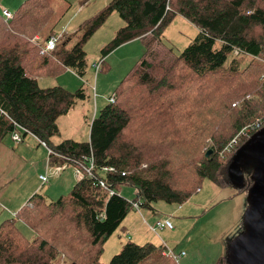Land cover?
Here are the masks:
<instances>
[{"label": "trees", "instance_id": "obj_1", "mask_svg": "<svg viewBox=\"0 0 264 264\" xmlns=\"http://www.w3.org/2000/svg\"><path fill=\"white\" fill-rule=\"evenodd\" d=\"M69 6L24 0L11 19L0 14V143L14 133L34 135L50 150L51 166L80 174L67 194L47 200L34 193L0 221V264H101L105 243L133 209L121 186L134 188V201L151 210L157 201L182 204L203 180L232 186L229 163L247 140L239 134L264 116V0H110L74 45L63 34L45 53ZM112 13L125 24L102 53L150 34L144 57L92 119L87 142L58 141L57 120L85 100L84 88H40L38 81L65 70L83 78V45ZM177 15L196 37L181 52L169 48L167 63L148 57ZM244 184L232 186L233 197L246 194V177ZM177 257L162 245L127 242L108 264H179ZM217 264H228L226 255Z\"/></svg>", "mask_w": 264, "mask_h": 264}, {"label": "rangeland", "instance_id": "obj_2", "mask_svg": "<svg viewBox=\"0 0 264 264\" xmlns=\"http://www.w3.org/2000/svg\"><path fill=\"white\" fill-rule=\"evenodd\" d=\"M65 1L70 6L57 25L55 37H61L64 32L69 33L72 38L70 44L74 45L83 33L81 28L83 24L94 17L110 0ZM9 9L15 11L11 7ZM124 24L116 13H112L84 43L87 72L83 78L65 70L55 77L39 80L40 88L62 86L71 92L82 85L84 88L85 100L77 101L66 115L57 120L60 132L58 141L70 139L87 142L92 119L107 105L120 81L144 57L145 42L150 40V34L131 47H123L130 43L128 42L107 55L102 53V49L112 41ZM197 33L198 30L192 24L177 15L165 29L161 41L150 44L156 53H150L148 57L167 63L173 57L169 48H172L174 53L181 52L192 42ZM98 63L100 67L96 70L94 65ZM8 138L6 137L5 140ZM23 139L24 142L13 143L11 147L18 150L16 148L20 146L18 152L23 151L24 154L21 156L26 158H30L31 153L32 161L28 160L24 168L20 169L12 185L5 189L2 199L8 203L11 202L14 194H17L26 197L27 200L29 196L37 193L44 195L47 200H56L60 195L67 194L75 181H78L73 174L74 172L79 175L78 168L70 166L62 171L49 169L48 151L45 150V154L40 155L41 151L37 149L41 146L38 147L36 140L37 144L33 142L32 136L27 135ZM25 147L28 148L24 150ZM40 175H45L47 182L42 181L41 184L38 180ZM118 193L132 204L133 209L105 243L99 259L101 264H108L127 242L141 245L154 242L156 245H165L167 251H171L176 256L184 252L178 258L179 264H217L220 258L226 255L231 240L242 231L241 217L247 207L246 194L233 197L232 186L218 188L208 180H203L199 190L182 204L157 201L152 204V210L142 208L139 202L134 201L136 190L132 187L123 185ZM163 220H169L173 229H163L158 232L149 229L156 221ZM19 228L27 238H33L34 233L30 228L23 224H20Z\"/></svg>", "mask_w": 264, "mask_h": 264}, {"label": "water", "instance_id": "obj_3", "mask_svg": "<svg viewBox=\"0 0 264 264\" xmlns=\"http://www.w3.org/2000/svg\"><path fill=\"white\" fill-rule=\"evenodd\" d=\"M211 153L208 150L205 156ZM228 170L233 187L242 188L245 177L251 185L246 191L242 231L227 247V263L264 264V126L235 151Z\"/></svg>", "mask_w": 264, "mask_h": 264}, {"label": "crops", "instance_id": "obj_4", "mask_svg": "<svg viewBox=\"0 0 264 264\" xmlns=\"http://www.w3.org/2000/svg\"><path fill=\"white\" fill-rule=\"evenodd\" d=\"M22 2H23L22 0H0V10H1V8L9 9V7H11L13 10H15L18 7V5L20 3H22ZM12 6H14L15 8L12 7ZM9 11L13 12L11 9H9ZM63 34H66V33L64 32ZM69 35H71V34H69ZM139 40L140 39L131 41L130 43L124 45L123 47H131L132 45L136 44L137 41H139ZM29 135L32 136V140H34L33 142H35V140H36L35 137L33 135H31V134H29ZM23 138H25V137H23ZM23 138H22V142H24ZM36 142L38 143L37 140H36ZM13 143L14 142H12L10 138H8V140L4 139L3 142L0 143V221L2 219H4V218L6 219V218H9L11 216H14L15 212L17 211V209H19L23 205L25 200H26V197H22V196L17 195V194H14V197H12L11 202L7 203L6 200L2 199V195L5 192V189L7 187H9L10 185H12V182L14 181V179L19 175L20 169L24 168V166H25V164H27L28 160L32 161V156H33L31 153H30V158H26V157L21 156V154L23 155L24 152L23 151L22 152H18L20 146H17L16 149H18V150L13 149L11 147ZM39 144L40 143L37 144L38 147H40V146L41 147L38 148L37 150L41 151L40 155L42 153L45 154V150H46V152L49 151L46 146H44L42 144H40V146H39ZM30 145L31 144H28V146H30ZM27 148L28 147H25L24 150H26ZM67 167H70V166H65V167H62V168L56 167V165L51 166L49 164V153H48V168L49 169H51V170L56 169L57 171H62V170H64ZM77 172L79 174L78 169H77ZM73 174L75 175V178L79 179L80 174L76 175L74 172H73ZM40 176H45V175H40ZM39 177H38V180L42 184V181L40 180ZM76 182H77V180L75 181V183ZM238 196L239 195H237V197ZM242 213H243V211H242ZM242 216H243V214H242ZM241 221H242V217H241ZM139 245H141V244H139ZM164 247L166 249H168L167 246L164 245Z\"/></svg>", "mask_w": 264, "mask_h": 264}, {"label": "built area", "instance_id": "obj_5", "mask_svg": "<svg viewBox=\"0 0 264 264\" xmlns=\"http://www.w3.org/2000/svg\"><path fill=\"white\" fill-rule=\"evenodd\" d=\"M0 14L2 17H4V20H9L13 17V12L9 11V9H6V8H1L0 10ZM62 37V36H61ZM37 37H35L34 39H36ZM60 37L56 38L55 36L51 37L45 44V46H43V51L45 53H49V52H52L55 50L56 48V43L58 41ZM94 67L97 69H99L100 67V63L98 64H95ZM114 101V98L111 96L109 98V102H113ZM264 126V116L257 119L256 122L254 123H251L250 125H248L246 128H244L239 135L241 136H248V134H251L259 129H261L262 127ZM34 136V135H33ZM35 137V136H34ZM11 141L14 142L15 144H18L22 141V135L21 133H14L12 135V137H10ZM234 145V141L231 142V144L229 145V147L227 148V150L229 151L230 148L232 147L231 145ZM48 153L50 154V150L48 151ZM93 168V165L90 163L89 167L86 169L87 173L90 174L91 170ZM41 181H45L47 182V179L45 176H40L39 177ZM135 205V204H133ZM149 229L152 231V232H158L160 230H163V229H173V226L171 224V222L169 220H163V221H156L154 226H150ZM171 252V251H169ZM172 253V252H171ZM180 255H183L180 254ZM180 255L177 257L179 258Z\"/></svg>", "mask_w": 264, "mask_h": 264}, {"label": "flooded vegetation", "instance_id": "obj_6", "mask_svg": "<svg viewBox=\"0 0 264 264\" xmlns=\"http://www.w3.org/2000/svg\"><path fill=\"white\" fill-rule=\"evenodd\" d=\"M256 132V131H255ZM255 132H253V133H255ZM251 135H252V133H251ZM249 136H247V138H248Z\"/></svg>", "mask_w": 264, "mask_h": 264}]
</instances>
